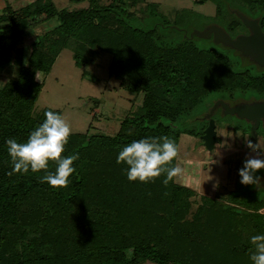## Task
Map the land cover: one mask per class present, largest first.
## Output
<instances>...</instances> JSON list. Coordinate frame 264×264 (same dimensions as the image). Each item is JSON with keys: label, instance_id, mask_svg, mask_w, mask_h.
Here are the masks:
<instances>
[{"label": "trees", "instance_id": "16d2710c", "mask_svg": "<svg viewBox=\"0 0 264 264\" xmlns=\"http://www.w3.org/2000/svg\"><path fill=\"white\" fill-rule=\"evenodd\" d=\"M71 1L87 5L6 1L0 15V264H252L250 238L264 234L263 196L211 197L176 180L165 186L163 175L130 182L116 160L134 140L167 136L178 145L181 134L196 135L180 125L207 98L227 109L264 104V66L224 39L202 46L185 38L180 9L171 20L146 0ZM207 1L228 30L251 33L257 24L264 32V0L194 3ZM63 48L82 77L110 55L108 77L140 101L113 134L91 126L72 133L63 155L79 154L76 171L56 190L40 182L43 171L8 175L5 141L26 142L46 111L60 114L35 111L44 86L36 72L48 74Z\"/></svg>", "mask_w": 264, "mask_h": 264}, {"label": "rangeland", "instance_id": "374dc122", "mask_svg": "<svg viewBox=\"0 0 264 264\" xmlns=\"http://www.w3.org/2000/svg\"><path fill=\"white\" fill-rule=\"evenodd\" d=\"M6 1L13 8H18L32 0H0V15L3 14L2 9ZM107 1L102 0V2ZM146 1L158 3V10L163 14H170L171 20L174 13L180 9V14L186 17L180 24L183 29L180 33L202 46H216L215 42L218 43V39L236 40L245 32L228 30L224 20L214 19L215 5L211 1L203 4H195L194 0ZM55 3L59 8L87 5L86 1L77 3L71 0H55ZM234 15H228L226 19L238 20ZM243 16L248 18L246 15ZM242 51L251 56L255 62L254 66L260 68L264 66V59L259 52L240 49L239 54H242ZM109 61L110 55H101L98 62L89 67L92 71L91 75L82 77V70L74 64L72 50L63 48L51 71L41 75L44 86L35 103V111L40 112L45 107L58 110L71 124L72 133H84L90 126L91 132L115 133L127 112L140 101V96H133L120 87L117 79L108 77ZM254 69L256 70L255 67ZM4 80L2 77L1 82ZM245 105L257 108L262 103L252 102ZM209 119L215 120L218 138L210 151L204 146L201 138L203 133L200 132L202 125L206 121L208 123ZM180 126L194 129L196 135L186 133L180 135L178 144L180 155L175 165L184 168L185 174L176 179L177 182L211 197H264V169L256 173L261 177L260 185H242L239 176V170L243 167L245 159L256 155L247 147L246 138L253 143L258 139L264 143L262 117L259 120L251 119L229 111L223 103L207 98L206 103L196 109ZM260 158L264 159V155Z\"/></svg>", "mask_w": 264, "mask_h": 264}, {"label": "clouds", "instance_id": "9594fccd", "mask_svg": "<svg viewBox=\"0 0 264 264\" xmlns=\"http://www.w3.org/2000/svg\"><path fill=\"white\" fill-rule=\"evenodd\" d=\"M36 79L41 81V73L36 72ZM45 119L32 130L26 142H18L15 138H8L5 143L12 165L13 174L40 173L41 183H47L51 188L59 190L67 188L71 175L76 171L74 161L79 159V154L64 156L66 145L72 135L71 124L65 117L54 111H46ZM247 147L256 153L245 159L243 167L239 170L242 185H260L261 177L256 175L264 169V143L258 139L253 143L246 138ZM180 149L177 143L167 136L148 137L134 140L125 145L119 152L117 164H125L127 179L130 182L150 183L162 175L165 177L163 184L185 174V169L178 164L173 166V161L179 158ZM56 165L55 171H49V163ZM167 195V193H165ZM249 256L252 264H264V234H256L250 238Z\"/></svg>", "mask_w": 264, "mask_h": 264}, {"label": "water", "instance_id": "95a60500", "mask_svg": "<svg viewBox=\"0 0 264 264\" xmlns=\"http://www.w3.org/2000/svg\"><path fill=\"white\" fill-rule=\"evenodd\" d=\"M252 29L254 33L247 36L239 37L236 40L226 38L233 46L249 51L252 49L254 52L260 53V56L264 59V33L261 31L257 24H252ZM231 112H237L243 116L249 117L251 119L259 120L261 117L264 119V104L255 108L252 106L241 105L238 107H233L228 109ZM216 123L214 119H209L207 126L204 128L201 138L204 142V146L207 150H212L217 142L218 138L215 129Z\"/></svg>", "mask_w": 264, "mask_h": 264}, {"label": "flooded vegetation", "instance_id": "af4514ba", "mask_svg": "<svg viewBox=\"0 0 264 264\" xmlns=\"http://www.w3.org/2000/svg\"><path fill=\"white\" fill-rule=\"evenodd\" d=\"M262 31V30H261ZM263 32V31H262ZM252 33H254V32H251V33H249V32H247V33H243L242 35H240V37H242L243 35L244 36H247V35H249V34H252ZM264 33V32H263ZM246 34V35H245Z\"/></svg>", "mask_w": 264, "mask_h": 264}]
</instances>
